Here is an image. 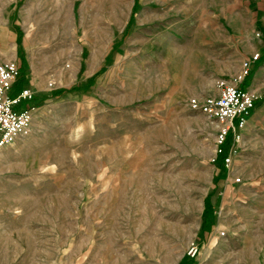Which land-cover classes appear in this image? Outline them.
Masks as SVG:
<instances>
[{
  "label": "rangeland",
  "instance_id": "1",
  "mask_svg": "<svg viewBox=\"0 0 264 264\" xmlns=\"http://www.w3.org/2000/svg\"><path fill=\"white\" fill-rule=\"evenodd\" d=\"M256 54L227 171L189 100ZM7 61L36 109L0 150V264H264V0H0Z\"/></svg>",
  "mask_w": 264,
  "mask_h": 264
},
{
  "label": "built area",
  "instance_id": "2",
  "mask_svg": "<svg viewBox=\"0 0 264 264\" xmlns=\"http://www.w3.org/2000/svg\"><path fill=\"white\" fill-rule=\"evenodd\" d=\"M259 58L244 61L243 73L229 78H219L217 94L195 96L189 105L204 113L216 123L215 149L212 160L221 162L228 171L239 155L243 141V132L250 117L257 107L258 95L251 89L241 86L252 67V62ZM21 76L14 61L0 63V150L13 144L19 138L31 133L36 93L29 86L16 89ZM236 181L241 178L237 177ZM197 248L192 246L190 254L195 255Z\"/></svg>",
  "mask_w": 264,
  "mask_h": 264
},
{
  "label": "crops",
  "instance_id": "3",
  "mask_svg": "<svg viewBox=\"0 0 264 264\" xmlns=\"http://www.w3.org/2000/svg\"><path fill=\"white\" fill-rule=\"evenodd\" d=\"M261 75H262L261 76V78H262L264 76V71L263 70H261ZM258 80H257V82H258ZM261 83H262L261 81H260V83H256L257 85L255 83H253V84H251V87L257 88L258 90L261 91L262 90V88H261L262 84ZM257 113L258 112H257V107H256V109L254 110L252 116L250 117V120L248 122L247 127L245 128V130L243 132V142H245V144H247V142H248L247 138H251L252 139L254 131H255V128L258 127V126H261L260 120L256 118ZM244 153H245V150H242L240 152V154L235 158V160L233 162V165L237 166V165L240 164L241 159L244 156Z\"/></svg>",
  "mask_w": 264,
  "mask_h": 264
}]
</instances>
